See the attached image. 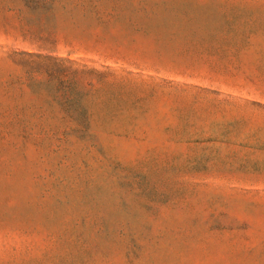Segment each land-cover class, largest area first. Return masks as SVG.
<instances>
[{
  "label": "rangeland",
  "instance_id": "rangeland-1",
  "mask_svg": "<svg viewBox=\"0 0 264 264\" xmlns=\"http://www.w3.org/2000/svg\"><path fill=\"white\" fill-rule=\"evenodd\" d=\"M0 264H264V0H0Z\"/></svg>",
  "mask_w": 264,
  "mask_h": 264
},
{
  "label": "trees",
  "instance_id": "trees-1",
  "mask_svg": "<svg viewBox=\"0 0 264 264\" xmlns=\"http://www.w3.org/2000/svg\"><path fill=\"white\" fill-rule=\"evenodd\" d=\"M33 1V0H32ZM25 36V35H24ZM72 63L71 60H68ZM55 62V61H54ZM55 64V63H54ZM61 65H52L50 68H48L50 76L58 75L60 74V71L63 70V68L60 67ZM66 72L70 71V73H74L77 71V69H72L71 66L67 65L64 69ZM64 92L70 94L71 96L74 95V90L76 87V82L73 80H70L67 84V86H61ZM60 111L64 116L73 118L74 115L80 114L82 112V108L79 106L73 105L71 102H66L64 105L60 106ZM73 122L70 123L68 126V130H66L64 133H73V134H79V133H85L89 130L88 126L84 124L83 122L77 121L73 118Z\"/></svg>",
  "mask_w": 264,
  "mask_h": 264
}]
</instances>
